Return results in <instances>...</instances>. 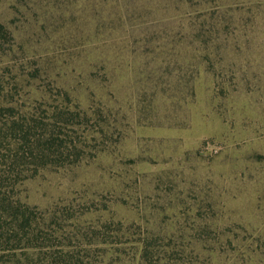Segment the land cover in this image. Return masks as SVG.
<instances>
[{
    "label": "rangeland",
    "instance_id": "1",
    "mask_svg": "<svg viewBox=\"0 0 264 264\" xmlns=\"http://www.w3.org/2000/svg\"><path fill=\"white\" fill-rule=\"evenodd\" d=\"M0 23V98L67 144L15 187L23 261L264 264V0H0Z\"/></svg>",
    "mask_w": 264,
    "mask_h": 264
},
{
    "label": "trees",
    "instance_id": "2",
    "mask_svg": "<svg viewBox=\"0 0 264 264\" xmlns=\"http://www.w3.org/2000/svg\"><path fill=\"white\" fill-rule=\"evenodd\" d=\"M4 30L0 23V33ZM8 103L0 98V264H37L22 260L23 251L34 247L37 212L19 199L15 187L41 168L67 161L62 158L67 144L56 130L43 131L35 121L19 119Z\"/></svg>",
    "mask_w": 264,
    "mask_h": 264
}]
</instances>
